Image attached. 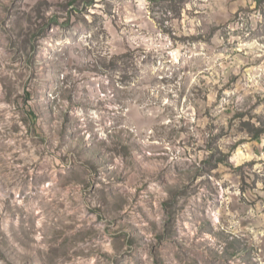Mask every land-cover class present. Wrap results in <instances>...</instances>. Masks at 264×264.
I'll return each mask as SVG.
<instances>
[{
	"label": "rangeland",
	"instance_id": "1",
	"mask_svg": "<svg viewBox=\"0 0 264 264\" xmlns=\"http://www.w3.org/2000/svg\"><path fill=\"white\" fill-rule=\"evenodd\" d=\"M89 1L0 0V264H264V5Z\"/></svg>",
	"mask_w": 264,
	"mask_h": 264
},
{
	"label": "trees",
	"instance_id": "2",
	"mask_svg": "<svg viewBox=\"0 0 264 264\" xmlns=\"http://www.w3.org/2000/svg\"><path fill=\"white\" fill-rule=\"evenodd\" d=\"M185 0H153V2L155 3H165L167 5H169V7L171 9L174 10V12H177L178 10V5L182 4ZM258 5H264V0H254ZM82 4V7H90L93 2L89 1V0H70L71 5L74 7L73 10L74 11H81L79 6L80 3ZM173 10H171V12H173ZM49 27H52L51 25H48V29ZM29 96V94H27V97ZM30 97V96H29ZM251 134H253V139L258 141L261 139V136L264 134V128H253V130L251 131ZM223 156V154H221ZM214 156L212 155L211 158H213ZM226 156L224 155L223 157L219 158L215 163H224Z\"/></svg>",
	"mask_w": 264,
	"mask_h": 264
}]
</instances>
